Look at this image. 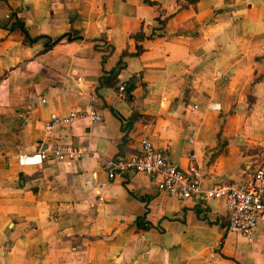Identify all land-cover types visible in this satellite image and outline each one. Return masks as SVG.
Wrapping results in <instances>:
<instances>
[{"label": "crops", "instance_id": "0c3cea01", "mask_svg": "<svg viewBox=\"0 0 264 264\" xmlns=\"http://www.w3.org/2000/svg\"><path fill=\"white\" fill-rule=\"evenodd\" d=\"M183 5L0 0V264H264V214L248 241L223 201L176 200L153 177L95 189L144 134L180 169L194 153L205 187L264 166V0ZM91 109L100 123L45 131ZM55 143L82 155L18 165Z\"/></svg>", "mask_w": 264, "mask_h": 264}, {"label": "built area", "instance_id": "2783aa9c", "mask_svg": "<svg viewBox=\"0 0 264 264\" xmlns=\"http://www.w3.org/2000/svg\"><path fill=\"white\" fill-rule=\"evenodd\" d=\"M216 77H219L217 74ZM125 97V87L118 88ZM44 103V101H42ZM209 108L218 110V106L209 104ZM197 109L196 106L193 110ZM88 118L92 124L102 121L101 116L94 109L88 113H70L66 117L50 116L45 125V131L50 134L53 129L70 126L74 122ZM144 134L138 140L135 153L125 157L119 156L114 160H106L103 169L107 176L106 183H95L97 195L109 182L117 178L125 179L132 174H143L155 179V188L169 197L179 201L203 199L205 201H223L227 214V232H235L248 241L264 214V166H257L244 182L220 184L211 187L203 185L202 174L194 153L187 155L188 165L185 169L175 166L166 151L154 148L151 137ZM191 143V141H189ZM82 155L72 144H45L32 155H20L18 165L39 166L47 160L63 162L70 165ZM92 157L99 159L98 155Z\"/></svg>", "mask_w": 264, "mask_h": 264}, {"label": "trees", "instance_id": "16d2710c", "mask_svg": "<svg viewBox=\"0 0 264 264\" xmlns=\"http://www.w3.org/2000/svg\"><path fill=\"white\" fill-rule=\"evenodd\" d=\"M178 1H181V0H178ZM183 1L185 2V5H183V6L193 5V4H195V3L198 2V0H183ZM13 19H14V18H13ZM160 24H161V26H163V25L165 24V21L160 20ZM11 26H12V27H11L10 29H13L14 27H18V28H20V27L22 26V24H21V22H19L18 20H15V19H14V21H13V23H12ZM26 35H27V34H26ZM33 41H34V40H29V39H28V36L25 38V43H27V44H31ZM49 48H50V47L46 48L45 50H48ZM118 70H119V67H117V70L113 71L112 74L115 76V74H117Z\"/></svg>", "mask_w": 264, "mask_h": 264}]
</instances>
